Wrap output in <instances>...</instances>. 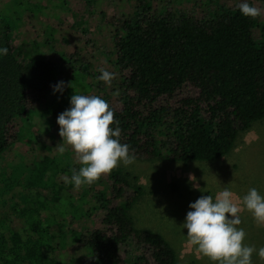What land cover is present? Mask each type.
I'll return each instance as SVG.
<instances>
[{
	"label": "trees",
	"instance_id": "trees-1",
	"mask_svg": "<svg viewBox=\"0 0 264 264\" xmlns=\"http://www.w3.org/2000/svg\"><path fill=\"white\" fill-rule=\"evenodd\" d=\"M139 8L136 19L111 22L120 105L110 110L122 130L120 142L141 161L187 164L226 157L241 133L264 120V27L259 41L255 18L238 7L223 6L204 23L185 14L150 15L148 2ZM13 40L0 18V48L8 49L0 55V159L10 149L15 120L45 102L64 75L62 66L49 60H21ZM105 86L99 82L94 96L101 97ZM41 155L43 172L27 182L0 171L2 197L19 187L27 199L11 202L0 214V264H83L64 256L77 244L91 264H177V253L163 235L135 225L131 212L145 195L138 178L113 169L107 179L77 188L82 190L75 200L73 183L46 178L47 173L70 178L75 167L58 168L49 148ZM101 211L104 229L87 231L77 243L74 224Z\"/></svg>",
	"mask_w": 264,
	"mask_h": 264
},
{
	"label": "rangeland",
	"instance_id": "rangeland-1",
	"mask_svg": "<svg viewBox=\"0 0 264 264\" xmlns=\"http://www.w3.org/2000/svg\"><path fill=\"white\" fill-rule=\"evenodd\" d=\"M144 2L151 5L150 15L185 14L204 23L212 20L221 7L234 9L243 0H0V18H4L13 31L17 56L21 60H49L62 66L64 74L62 92L53 90L47 94L45 102L30 107L29 116L17 118L11 126V145L0 159V171L9 175L12 181L14 176L19 182L39 177L45 166L41 155L43 148L50 149L58 168L80 166L71 146L65 145L63 154L56 149L57 144L62 142L57 117L65 111V104L70 105L74 92L94 96L98 83L103 82L99 79L101 69L115 74L111 84H106L101 97L110 108L120 105L115 90L120 80L114 44L116 29L111 22L114 18L136 19L141 14L139 4ZM247 2L262 10L261 15L255 18L254 27L255 37L260 41L264 27V2ZM72 61L76 62L73 66ZM68 65L72 68L65 69L64 66ZM188 91L192 92L191 89ZM193 93L197 95L196 91ZM116 168L123 169L132 180L138 178L136 184L145 191L131 212L138 229L163 235L177 253V264H218L197 253L195 247L188 244L187 229L182 224L187 212L192 210L189 204L202 195L215 199L217 193L228 188L242 201L249 190L255 188L264 197V120L241 133L231 153L214 162L185 164L136 159L128 167L121 163ZM110 173L101 177L107 179ZM65 176L47 173L46 178L70 186L71 183L64 182ZM194 185H198L199 190ZM2 190L4 187L0 182V214L7 213L11 202L22 201L25 204V191L19 187L4 198ZM70 190L78 200L82 189ZM97 190H102V187ZM240 206L242 211L238 215L241 224L237 227L246 233L244 244L258 250L264 247V224L257 223L242 203ZM104 217L105 212L101 211L93 217L77 221L73 226L77 243L87 231L104 229ZM77 245L68 248L64 256L91 264L87 252ZM251 259L252 264H264L256 252Z\"/></svg>",
	"mask_w": 264,
	"mask_h": 264
},
{
	"label": "clouds",
	"instance_id": "clouds-1",
	"mask_svg": "<svg viewBox=\"0 0 264 264\" xmlns=\"http://www.w3.org/2000/svg\"><path fill=\"white\" fill-rule=\"evenodd\" d=\"M238 8L246 17L256 18L262 12L247 0H243ZM7 54V48H0V55ZM101 73L99 79L110 85L115 74L104 69ZM63 87L64 83L60 82L54 86V91L62 92ZM70 105L57 117L62 142L57 144L56 149L63 154L65 145L71 146L81 167L78 171L72 169L70 178H63L66 184L73 183L79 188L109 174L121 163L125 167L135 163L136 156L130 154V146L120 142L122 130L119 121L114 119V112L105 99L74 92ZM113 123L117 125L115 129L110 127ZM194 187L198 189V185ZM241 203L253 214L257 223L264 224V197L255 188L250 189L242 201L225 188L216 194L215 199L202 195L190 203L192 210L187 212L182 224L187 229L188 244L194 246L197 253L218 264H252L254 252L264 260V247L257 250L254 246L245 245L246 233L237 227L241 224L238 215L242 211Z\"/></svg>",
	"mask_w": 264,
	"mask_h": 264
}]
</instances>
